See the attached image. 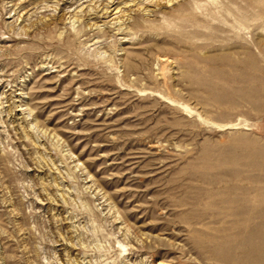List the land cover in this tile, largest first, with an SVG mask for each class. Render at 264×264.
I'll list each match as a JSON object with an SVG mask.
<instances>
[{
    "label": "rangeland",
    "instance_id": "obj_1",
    "mask_svg": "<svg viewBox=\"0 0 264 264\" xmlns=\"http://www.w3.org/2000/svg\"><path fill=\"white\" fill-rule=\"evenodd\" d=\"M263 224L264 0H0V264H264Z\"/></svg>",
    "mask_w": 264,
    "mask_h": 264
},
{
    "label": "bare ground",
    "instance_id": "obj_2",
    "mask_svg": "<svg viewBox=\"0 0 264 264\" xmlns=\"http://www.w3.org/2000/svg\"><path fill=\"white\" fill-rule=\"evenodd\" d=\"M234 1V0H232ZM235 18H237L238 20H241V22L245 25H248V20L247 21H244L247 17H243V16H240V14H235ZM184 26V25H183ZM243 27V26H242ZM241 35V34H240ZM238 36V35H237ZM241 37V36H240ZM235 39V38H233ZM238 39V38H237ZM236 39V40H237ZM245 39V38H244ZM233 42V41H232ZM247 42V41H246ZM242 45V44H241ZM232 46V45H231ZM245 53V52H244ZM226 54V53H225ZM226 58V57H225ZM230 59V57H228ZM218 60V59H217ZM252 62V61H251ZM231 209V208H230ZM232 214V213H231ZM230 222V221H229ZM261 244V243H260Z\"/></svg>",
    "mask_w": 264,
    "mask_h": 264
},
{
    "label": "crops",
    "instance_id": "obj_3",
    "mask_svg": "<svg viewBox=\"0 0 264 264\" xmlns=\"http://www.w3.org/2000/svg\"><path fill=\"white\" fill-rule=\"evenodd\" d=\"M264 225V224H263Z\"/></svg>",
    "mask_w": 264,
    "mask_h": 264
}]
</instances>
